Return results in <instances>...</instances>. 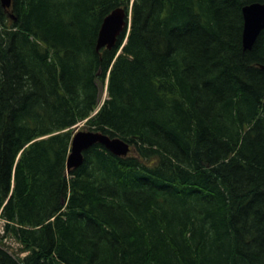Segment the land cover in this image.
I'll return each instance as SVG.
<instances>
[{
    "label": "trees",
    "instance_id": "obj_1",
    "mask_svg": "<svg viewBox=\"0 0 264 264\" xmlns=\"http://www.w3.org/2000/svg\"><path fill=\"white\" fill-rule=\"evenodd\" d=\"M258 2L0 0V264H264ZM82 124L130 153L95 145L68 172Z\"/></svg>",
    "mask_w": 264,
    "mask_h": 264
},
{
    "label": "water",
    "instance_id": "obj_2",
    "mask_svg": "<svg viewBox=\"0 0 264 264\" xmlns=\"http://www.w3.org/2000/svg\"><path fill=\"white\" fill-rule=\"evenodd\" d=\"M3 7L11 8L12 0H1ZM244 28L242 43L244 50H251L264 31V2L252 3L243 8ZM129 14L124 8L112 11L103 21L97 40V50H112L125 31ZM127 41V40H126ZM126 41L124 43H126ZM95 145H102L117 157H126L130 144L124 139L102 131L77 130L72 139L71 152L67 160V171L80 167L84 162V152Z\"/></svg>",
    "mask_w": 264,
    "mask_h": 264
},
{
    "label": "rangeland",
    "instance_id": "obj_3",
    "mask_svg": "<svg viewBox=\"0 0 264 264\" xmlns=\"http://www.w3.org/2000/svg\"><path fill=\"white\" fill-rule=\"evenodd\" d=\"M106 96H107V94L104 92V94H103V96H102L103 99L106 98ZM82 127H83V125H81V126L79 127V129L82 130ZM0 223H1V222H0ZM7 245L9 246L10 249L15 248L14 251H17L18 248H19V247H17V246L15 247V243H13L12 241H11V242H7ZM19 249H20V248H19ZM19 254H20V253H19Z\"/></svg>",
    "mask_w": 264,
    "mask_h": 264
},
{
    "label": "built area",
    "instance_id": "obj_4",
    "mask_svg": "<svg viewBox=\"0 0 264 264\" xmlns=\"http://www.w3.org/2000/svg\"><path fill=\"white\" fill-rule=\"evenodd\" d=\"M1 229H2V227H1Z\"/></svg>",
    "mask_w": 264,
    "mask_h": 264
}]
</instances>
